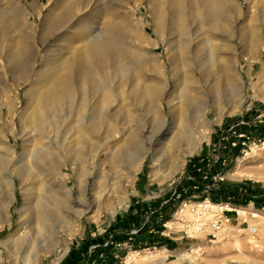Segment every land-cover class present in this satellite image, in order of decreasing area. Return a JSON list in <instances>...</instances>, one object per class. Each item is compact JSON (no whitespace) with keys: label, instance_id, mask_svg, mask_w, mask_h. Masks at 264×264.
<instances>
[{"label":"rangeland","instance_id":"1","mask_svg":"<svg viewBox=\"0 0 264 264\" xmlns=\"http://www.w3.org/2000/svg\"><path fill=\"white\" fill-rule=\"evenodd\" d=\"M28 1L23 0L26 4ZM233 2L237 14L242 15L231 22V50L222 54L223 61L230 60L232 65L223 69L220 66L223 61L217 60L219 81L231 78L232 83L239 84L233 100L220 101L218 108L203 107L201 123L185 128L174 126L171 107L163 98L148 121L140 112L136 121L119 123L117 137H109L99 153L78 155L76 150L64 161L53 159L52 165L37 171L33 184H28L27 178L22 182L15 177L11 181L5 178L0 182V217L3 218L0 264H264V0ZM154 5L155 0H114L106 7L103 0L99 14L114 15L117 7L133 21L135 28L147 38L149 54L159 72L167 75L172 89L173 64L180 68L183 60L188 59V69L192 72L194 62L208 51L205 43L208 30L191 42L190 51L185 54L168 28L167 35L162 37L154 32ZM49 9L50 6L45 7L43 18ZM248 11L255 14V20L247 17ZM242 27L255 29L248 36L258 44L252 55L240 37ZM218 32L221 33V29ZM220 42L214 39L209 46ZM53 43V37L45 43L37 41L40 58ZM135 55L137 57L138 53ZM124 60L130 75L144 71L139 60L129 63ZM193 79L195 83L188 94L194 96L197 88L206 102H210L211 95L207 91L212 77L204 81L197 72ZM10 80L19 102L13 115H6L4 109L0 127L5 142L14 143L19 149L16 162L23 145L32 146V142L27 141L28 129L21 118L27 102L28 82L16 88L12 77ZM177 102V115L190 116V111L196 107L192 105L188 111L186 105ZM158 114L161 119L153 124L150 119ZM88 117L90 111L67 110L60 123L67 140H77L75 130L72 137L67 130L84 124ZM176 130L183 137L178 146L172 142ZM185 132L189 133V139L184 138ZM135 134L140 135L143 142L145 160L141 155L129 154L114 161L115 149L125 146ZM220 185H225L223 190ZM54 190L69 199L71 212L77 210L83 214L76 217L64 211L65 215L54 223L56 232L45 234L41 249L34 251L29 262H16L9 257L6 246H11L13 238L27 234L28 229L22 228V223L38 199L59 209L52 201L48 202ZM83 191L84 205L80 200ZM99 191L103 194L100 199ZM183 200L187 201V206ZM206 202H228L247 214L236 217L224 212L230 219L228 228L216 236L209 224L194 231L193 213ZM254 213L259 215L254 216ZM170 221L172 225H168ZM249 226H257L256 235H250Z\"/></svg>","mask_w":264,"mask_h":264},{"label":"bare ground","instance_id":"2","mask_svg":"<svg viewBox=\"0 0 264 264\" xmlns=\"http://www.w3.org/2000/svg\"><path fill=\"white\" fill-rule=\"evenodd\" d=\"M0 1V119L2 120L4 109L6 115H13L19 102L18 95H14L11 89L13 86L10 77L16 88L28 82L27 102L21 118L28 129L27 141L32 142L30 147L23 145L18 160L14 162L19 149L14 143L8 145L5 142L0 127V182L5 178L11 181L15 177L21 182L27 178L28 184H33L37 171L51 164L53 159L60 158L64 161L76 150L78 155L99 153L109 137H117L119 123L136 121L137 113L140 112L145 121H148L149 115L158 109L163 98L171 107L174 126L189 128L201 123L200 111L203 107L209 105L218 108L220 101H232L239 89V84L232 83L231 78L219 81L220 70L217 66V60L223 61L222 54L231 50V22L242 15L237 14L233 0H155L154 32L162 37L167 35L168 28L185 54L190 51L191 42L202 31L208 30L205 35L208 51L194 62L192 72L188 69V59L183 60L180 68L173 64L172 89L167 75L159 72L149 54L147 38L135 28L133 21L119 12V8H114V15L107 12L105 16H101L100 3L103 0H29L28 4L23 0ZM113 1L104 0V3L107 7V3L112 4ZM46 6H50V9L43 18ZM247 17L255 20L252 11H248ZM219 29L221 33L218 32ZM253 31L255 29L244 27L239 31L250 55L253 54L255 45H258L248 37ZM50 37L54 38V43L45 48V53L40 58L37 41L45 43ZM214 39L221 42L216 46H209ZM124 59L128 63L139 60L142 65L139 67L144 71L130 75ZM221 64L223 69L232 65L230 60ZM197 72L204 81L212 77L207 91L211 95V103L206 102L203 93L197 88L194 96L188 94L193 89V76ZM213 81L214 84L211 85ZM176 100L177 103L186 105L185 110L188 111L192 105L196 106L190 111V116L184 113L177 115ZM70 108L90 111V117L84 124L67 130L71 137L75 130V142L67 140L60 126ZM160 119L161 115L158 114L150 120L154 124ZM175 134L172 142L178 146L183 137L177 130ZM184 134L185 139L190 138L189 133ZM139 136L135 134L125 146L116 148L114 161H120L129 154L141 155L145 160L147 154H143V142ZM102 195L99 191L98 199ZM80 197L81 204L84 205V191L80 193ZM51 201L59 209L55 210L47 201L38 199L27 215V220L22 223V228L28 229L27 234H23V238H13L11 246H6L9 257H13L16 262H29L34 251L41 249L45 234L50 235L56 230L54 223L66 212L76 217L83 214L77 210L71 212V202L58 191L51 193L48 202ZM187 205L186 201L184 206ZM224 209H229L228 213L236 217L247 214L230 205L206 202L193 213V230L198 232L203 229L204 224H209L213 233L226 230L230 219L224 214ZM184 210L185 207L181 212ZM258 215L254 213V216ZM211 218L215 221L220 219L225 225H219V231L214 230ZM209 220L211 222L208 223ZM2 221L3 218L0 217V228ZM171 223L172 221L168 225H172ZM255 227L256 232L252 233L250 231H253V226H249L250 235L257 234L258 228ZM1 243L5 244L4 241Z\"/></svg>","mask_w":264,"mask_h":264},{"label":"built area","instance_id":"3","mask_svg":"<svg viewBox=\"0 0 264 264\" xmlns=\"http://www.w3.org/2000/svg\"><path fill=\"white\" fill-rule=\"evenodd\" d=\"M205 177H207V176H205ZM184 201V204H185V202H186V200H183ZM220 204V203H219ZM222 204H224V203H222ZM226 205H230L228 202L226 203ZM224 211L225 212H228L229 211V209H224ZM217 220V219H216ZM214 222H212V225H213V227L215 228L214 230H218L219 231V225H222L223 224V221L222 220H218V221H215V220H213ZM246 221V220H245ZM217 222L219 223V224H217ZM250 232H252V233H255L256 232V227L255 226H253V231H250ZM213 236H216V233H213Z\"/></svg>","mask_w":264,"mask_h":264},{"label":"trees","instance_id":"4","mask_svg":"<svg viewBox=\"0 0 264 264\" xmlns=\"http://www.w3.org/2000/svg\"><path fill=\"white\" fill-rule=\"evenodd\" d=\"M237 154H238V153H237ZM224 186H225V185H220V189L223 190ZM222 187H223V188H222Z\"/></svg>","mask_w":264,"mask_h":264}]
</instances>
